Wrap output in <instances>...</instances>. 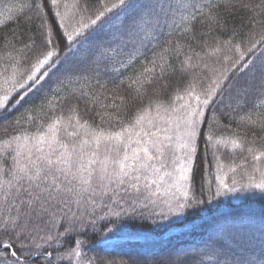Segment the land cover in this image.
Listing matches in <instances>:
<instances>
[{
	"label": "trees",
	"instance_id": "trees-1",
	"mask_svg": "<svg viewBox=\"0 0 264 264\" xmlns=\"http://www.w3.org/2000/svg\"><path fill=\"white\" fill-rule=\"evenodd\" d=\"M224 2L131 0L124 8L119 0H59L53 8L51 0H0L2 93L17 91L0 112V143L63 116L117 132L156 105L216 91L198 136L184 217L165 223L134 211L131 218H103L104 211L93 215L87 207H64L41 221L0 214V256L69 264L65 255L75 249L89 264H264V194L245 188L264 172V158L254 161L247 151L264 150V0H239L227 10ZM63 8L77 11L82 24L103 13L83 55H66L72 42L55 15L63 17ZM48 52L53 58L36 84L29 77ZM233 140L243 148L229 147ZM226 170L228 182L242 186L240 198L215 199V178ZM127 231L158 240L118 236Z\"/></svg>",
	"mask_w": 264,
	"mask_h": 264
},
{
	"label": "rangeland",
	"instance_id": "rangeland-1",
	"mask_svg": "<svg viewBox=\"0 0 264 264\" xmlns=\"http://www.w3.org/2000/svg\"><path fill=\"white\" fill-rule=\"evenodd\" d=\"M130 4L131 0L125 4L124 8H126ZM63 10V17L60 18L59 16V24L62 30L65 31V35L68 37V41L72 42L71 46L66 52V55H83L80 53V50L88 47V42L92 38L91 35H95L92 30V26H94L98 22V20L95 19V24L92 23V21L94 20L82 24L79 18H77V16L79 15L77 11L74 12L73 10L68 8H63ZM118 23V21H115L114 25L116 26ZM104 24L108 25L109 22L105 20L100 25L105 28ZM87 29L90 30L87 33L88 35L86 34L79 38L78 36H80L81 33H84ZM108 29H110V27ZM77 33H79V35H77ZM69 37H71V40H69ZM52 58L53 57H51V59ZM51 59L48 60V62L43 66H40V64H38L31 74V77H36L40 73L42 68H44L51 61ZM40 81L41 79L38 78L34 81V83L36 82L37 84ZM2 83L3 81L0 80V100H4L6 98V104L3 109H0V112L9 105L10 100L13 99V97H15V94L17 93V91L15 90L8 91L7 93H2ZM215 93L216 91H212L208 95H205L201 92H188L187 94L181 95L178 99H175L171 103L156 105L152 109L142 111V113L139 114L129 126L124 127L122 130H119L117 132H100L90 127L87 123L80 121L76 117L63 116L61 118L52 120L47 125V127H45L40 132L34 133L32 135H19L16 137L21 138L19 141L20 144L27 143L28 145H32L35 143V141L30 139L31 137L46 134L48 132L49 125L55 123L56 121H59L58 128L60 129V137L65 143L69 145V147H71L73 144H76L80 147H83L86 152L91 153L93 151H96L95 138L98 136L101 140L98 151L99 156L102 158L108 149H112L109 154L113 156L116 153V149H120L121 152H123V150H127L128 154L131 155L133 149H139L144 146H148L150 152L154 154L155 150L152 148L150 142L157 138L163 140V137L165 135H168L172 137V141H164V143L173 144L175 156L173 157L170 151L165 148L164 155L159 157L158 159H154L150 163L153 166L159 167L161 169L160 175H163L165 171H174V176L178 177L180 175L181 166L192 169L196 154L195 151V153L192 154V160L189 161L188 151L186 149L176 147V145L178 144V137L183 134L185 128L184 120L186 118V115L192 108H195L197 106L198 101L196 97H199L200 101L207 99L210 103ZM208 105L205 106L203 103H200L201 117L200 121L196 125L197 135L195 140L193 141V143L195 144V148H197L198 136L204 121V116ZM69 118H71V121L69 120ZM68 133H73V135L69 136ZM117 133L121 134L120 141H117L115 139L108 141V136H115ZM153 133H155V135H152ZM25 136L29 137L27 141L24 140ZM16 137L0 143V167H3L5 170L14 166L13 157L16 154L17 148ZM82 140L87 141V144L82 145ZM146 141L149 142L147 143V145L145 144ZM220 143L222 144L224 142L220 141ZM227 145L233 148L232 144L228 143ZM42 147L46 148V145H42ZM33 151L35 150L33 149ZM3 157H9L10 159V166L8 168L3 166ZM141 157L143 158L142 152ZM85 158L87 159V157ZM21 160L22 162H25L23 161V157H21ZM94 167H98V165H94ZM227 172L228 170L221 171L215 178V190L218 192L216 193L215 199H222L227 197L240 198L241 196H243L240 192L241 189H243L242 186L229 183L227 179V175L229 176V174H227ZM189 176V180L180 181L178 184L174 183V181L167 176L164 177L163 183L151 184V179H154L156 177L150 172L145 173L144 177L146 178H142L139 181H134L132 177L129 176L125 178L126 182L123 185H120L118 183H110L106 180L104 181V184L107 185L106 188H102L100 186H97L96 184L93 185V187L96 188V194H93L92 191L89 190L87 192H84L79 197H70L69 202L66 205H59L57 208L53 209L52 212L59 213L62 210H66L64 209V207H83V209L84 207H87V210L93 215L95 213L104 211L103 213H105V215L101 216L103 218H131L133 217V213L139 211L142 217H145V215H147V217H155V219L159 222L167 223L168 221L172 220L176 221L179 218L184 217V215L186 214V210L187 208H189V205L192 201L191 195L193 196V188L191 173H189ZM10 178V176H6L3 173H0V183H3ZM261 180H264V176L256 181L259 182ZM132 183H137L139 185L140 191L138 193L131 189ZM145 184H149L150 187L146 188ZM5 190L6 189H0V214H4L5 216H14L22 213V211H18V209H20L19 204L15 203L11 197L7 199L4 197L3 193ZM104 192H107L108 194L105 195L103 194ZM185 196L187 197V199H185ZM181 203L185 204V208H179V204ZM195 225L196 223L179 229H169L166 235L168 236L181 233L183 231L191 229ZM118 236H122L127 239L131 238L145 241L158 240L153 236H146L145 234L129 231H127V233H119ZM112 241L106 240L104 243L110 244L112 243ZM3 248L6 247L4 246ZM17 259L18 260L14 259L12 261L0 256V264H22L19 262V258ZM65 261H68L69 264H89L80 257L79 250L68 252L65 255Z\"/></svg>",
	"mask_w": 264,
	"mask_h": 264
},
{
	"label": "snow or ice",
	"instance_id": "snow-or-ice-1",
	"mask_svg": "<svg viewBox=\"0 0 264 264\" xmlns=\"http://www.w3.org/2000/svg\"><path fill=\"white\" fill-rule=\"evenodd\" d=\"M59 0H51V6L56 8ZM126 0H119V5L124 6ZM117 5L113 4L112 8H106L105 11H112ZM239 5V0H225V9L235 8ZM247 7V5H242ZM37 7H41L37 5ZM220 7V5H217ZM57 17L60 16L59 12H56ZM103 13L97 16V20L101 19ZM93 24L96 21H92ZM79 35V33H77ZM71 40V37H69ZM48 44L51 40L47 41ZM53 53L48 52L45 59L39 61L40 66H43L51 59ZM163 71V66L161 65ZM30 80L35 81L37 77H29ZM21 87H24L21 84ZM23 99V97H21ZM198 104L195 108H192L186 115L184 120V131L183 134L178 137V144L176 147L186 149L188 151V160H192V154L195 153L196 148L193 141L196 138L197 131L196 125L200 121V103L205 106L208 105L209 101L204 99L200 101L199 97H196ZM6 104V98L0 100V109H3ZM242 120L248 119L251 121V116L241 117ZM71 121V118H69ZM59 121L49 125L48 132L44 135L33 136L30 139L35 141L34 144L28 145L27 143L20 144V137H16L17 148L16 154L13 157L14 166L5 170L0 167V173L11 178L3 183H0V189H6L4 191V197L7 199L11 197L13 201L20 205L18 211H22V215L32 221H41L46 215L52 213L53 209L59 205H66L69 202L70 197H79L84 192L89 190L93 194H96V188L94 184L102 188H106L107 185L104 181L110 183H118L120 185L125 184V178L131 176L134 181H139L144 177L145 173H152L156 178L151 179V184L163 183L164 177L167 176L174 183L180 181L189 180L192 169L181 166L180 175L174 176V171H165L163 175H160L161 169L153 166L150 162L154 159L164 155V149L167 148L171 155L175 156V150L172 143L165 144L164 141H172V137L165 135L163 140L159 138L152 140L150 143L152 148L155 150L153 154L150 152L148 146H144L139 149H133L131 155L128 154L127 150L121 152L120 149H116L115 155L109 153L112 149H108L107 152L101 158L99 156V147L101 144L100 138H95L96 151L88 153L83 147L73 144L71 147L65 143L60 137V129L58 128ZM260 126L264 127V118L260 121ZM69 136L73 133H68ZM152 135H155L153 133ZM121 134L117 133L115 136H108V141L113 139L120 141ZM28 136L24 137L27 141ZM211 140V136L207 137ZM11 143V142H9ZM149 142H145L147 145ZM81 144H87V141L82 140ZM42 145H46L42 147ZM233 148L242 149L241 145L237 140L232 141ZM33 149L35 151H33ZM247 151L252 154L254 161L260 162L264 158V150L255 149L248 147ZM143 153V158L141 157ZM23 157V161L21 160ZM35 157V158H33ZM87 157V159L85 158ZM4 160L7 157H3ZM175 162V161H173ZM98 165V167H94ZM235 171V169H232ZM257 172H261L259 166L254 169ZM264 176V172H261ZM145 187H150L149 184H145ZM245 188L255 189L261 194H264V180L259 182L254 179H250L249 184L245 185ZM131 189L135 192H139L140 188L137 183L131 184ZM103 194L107 195V192ZM185 199L187 197L185 196ZM179 208H185V204H179ZM0 243H4L0 240ZM6 248L9 245H4ZM75 251V249H73ZM12 255H15L13 252Z\"/></svg>",
	"mask_w": 264,
	"mask_h": 264
}]
</instances>
